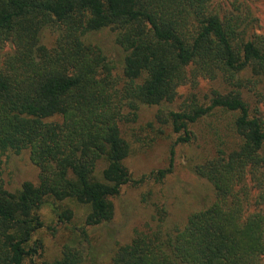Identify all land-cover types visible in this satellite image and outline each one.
<instances>
[{
  "label": "trees",
  "instance_id": "16d2710c",
  "mask_svg": "<svg viewBox=\"0 0 264 264\" xmlns=\"http://www.w3.org/2000/svg\"><path fill=\"white\" fill-rule=\"evenodd\" d=\"M211 1L0 0V49L13 46L0 63V264H84L82 248L67 244L60 258L35 262L44 247L35 238L45 226L41 210L51 205L65 222L77 203L87 207L86 226L112 220V199L133 180L121 122H136L142 104L173 103L178 88L200 76L227 91L160 109L156 122L181 143L202 119L227 124L230 145L219 143L194 167L216 200L182 228L165 225L163 214L119 246L110 263L264 264V115L246 100L255 85L264 86V36L248 34L239 17L221 18ZM103 28L114 29L125 52L121 74L86 40ZM47 29L56 34L51 47L42 42ZM24 150L39 182L10 192L3 156ZM250 206L258 210L246 212ZM82 234L88 236L85 228Z\"/></svg>",
  "mask_w": 264,
  "mask_h": 264
},
{
  "label": "rangeland",
  "instance_id": "374dc122",
  "mask_svg": "<svg viewBox=\"0 0 264 264\" xmlns=\"http://www.w3.org/2000/svg\"><path fill=\"white\" fill-rule=\"evenodd\" d=\"M210 9L221 18L239 17L248 34L264 36V0H212ZM55 38L51 29L42 33V42L49 47L55 44ZM86 40L99 45L121 74L125 52L116 42L114 29L91 32ZM12 49L10 44L0 49V63ZM216 90L224 93L227 88L218 79L200 76L196 85L189 82L180 86L173 103L142 104L136 122H121L122 135L131 148L124 163L133 180L112 199V220L86 226L87 207L71 203L74 216L62 222L53 207L46 205L41 210L45 226L35 235L44 247L35 262L60 258L67 244L82 248L84 264H111L119 246L131 242L137 232L154 228L163 214L165 225L182 228L193 212L213 204L216 200L214 186L197 175L194 167L199 161L214 156L219 143L223 142V147L230 145L233 138L229 136L227 124L220 126L211 117L202 119L191 126L192 139L181 143L177 142L179 134L170 126L156 122V115L160 109L179 110L192 97L206 102ZM248 93L246 100L264 115V86L255 85ZM29 152H9L3 156V179L10 192L19 190L26 181L39 182L40 170L32 163ZM165 168H170V172L164 179L157 180L153 173ZM251 193L256 195V190L252 189ZM247 210L253 213L258 208L250 206ZM83 228L87 230V237L82 234Z\"/></svg>",
  "mask_w": 264,
  "mask_h": 264
}]
</instances>
